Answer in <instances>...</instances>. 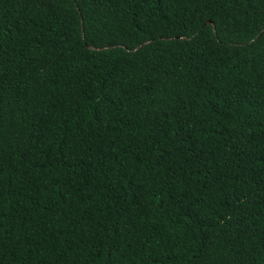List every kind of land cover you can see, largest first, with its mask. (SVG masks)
Returning a JSON list of instances; mask_svg holds the SVG:
<instances>
[{"label": "trees", "instance_id": "16d2710c", "mask_svg": "<svg viewBox=\"0 0 264 264\" xmlns=\"http://www.w3.org/2000/svg\"><path fill=\"white\" fill-rule=\"evenodd\" d=\"M0 264H264V0H0Z\"/></svg>", "mask_w": 264, "mask_h": 264}]
</instances>
